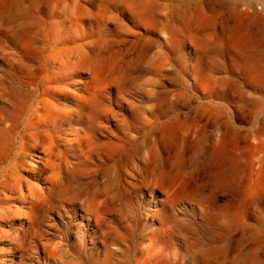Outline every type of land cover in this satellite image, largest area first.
Segmentation results:
<instances>
[{
    "label": "rangeland",
    "instance_id": "obj_1",
    "mask_svg": "<svg viewBox=\"0 0 264 264\" xmlns=\"http://www.w3.org/2000/svg\"><path fill=\"white\" fill-rule=\"evenodd\" d=\"M76 3L100 49L99 114L82 125L97 146L77 160L63 141L54 148L61 174L79 163L60 195L10 165L19 140L0 134V264H264V0ZM60 7L30 11L36 28L0 31V120L15 118L20 83L46 74L43 21L61 23L70 10ZM21 60L33 66L19 72ZM56 76L79 93L90 81L83 68ZM39 143L17 160L47 178ZM10 172L44 192L25 187L19 199ZM223 234L232 247L205 258Z\"/></svg>",
    "mask_w": 264,
    "mask_h": 264
},
{
    "label": "bare ground",
    "instance_id": "obj_2",
    "mask_svg": "<svg viewBox=\"0 0 264 264\" xmlns=\"http://www.w3.org/2000/svg\"><path fill=\"white\" fill-rule=\"evenodd\" d=\"M95 1L94 11L96 12L106 10L113 2V0ZM53 4L56 5L57 9L61 8V4L63 6L65 5L64 8H69L70 14H68L67 18L61 23L54 21L48 24L47 27V23L43 21L47 33V39L45 40L43 48L45 54L43 58L45 59V62L48 63L46 74L37 77L30 82L25 81L20 83L21 87L26 90L17 91L19 99L16 112L13 113L15 118L11 120V123H7L4 119L0 120V134L2 135L3 140L6 141V145L10 147H12L14 136L16 138V144L19 140L18 146H13L15 152L12 156L10 165L29 169L27 172L29 177L43 183L47 180L46 182L49 184L50 190H54L58 194L63 195L70 191L69 187L63 185L65 179L64 174L69 176L71 180L72 176L79 170V163L73 164V167L70 168L67 166V169L65 170L66 173L64 172L61 174V171L57 170L60 166L51 158L52 155H59L58 153L53 152L54 148L60 147V141H63L66 150L74 153L76 155L74 157H76L77 160L81 154L84 155L87 153L85 152V148L89 151L97 146V144L94 143L92 136L87 135L82 127L85 122L92 121L95 116L99 114L97 98L100 91L93 89L92 86L98 81V79H100L99 75L102 71L101 67L97 65L100 57V49L97 45H93L94 43L91 40L88 41L86 39V33L83 31L81 25L84 15L90 12L86 7L77 4L76 0H69L68 3H65V0H8L5 3L0 1V31H3L5 26L8 29L15 30H18L23 24H26L30 28L40 26V24H42V18L40 16L39 20V15L34 12L39 13L47 6H52ZM136 8L140 18L147 19L150 16L151 7L148 4H139ZM30 11H34V15ZM6 13L13 14L6 16ZM10 21L13 23L16 21L20 23H17V26H10ZM16 63L18 64L16 67L19 72L33 66L32 64L28 65L23 60L16 61ZM122 64L124 65L125 63ZM79 68L87 69L90 72V81L84 85L80 93L70 88L73 83L66 84L67 86L65 87L59 86L60 82L56 75L61 72L70 73L73 69ZM125 77L126 75L122 76V79ZM70 100L75 102L76 109L66 110L63 108L64 102ZM177 115L179 116V114ZM65 126L68 131H65ZM258 132L259 134L264 133V125L258 130ZM62 136L64 138H62ZM40 138H42L41 143H39ZM38 143L40 144L39 147L41 148L44 157L40 155L37 156V161H41V163L44 164V167L50 170L47 178L42 177L40 170L34 167L33 162L27 163L22 161L19 162L17 160L19 156L26 153L31 156L37 155L36 151ZM103 144L104 143H102V145ZM41 165L42 164H40V166ZM8 177L14 182L16 189L15 193L19 194V199H24L22 190L25 187L31 188V194H33V191L35 190L42 191L43 189L41 187L42 185L40 184V186L38 182L36 186L31 185L29 180L14 175L12 172L9 173ZM3 183L8 184V181L3 180ZM42 192H44V190ZM225 239V234L218 238H214L212 245L204 250V257L209 258V256L221 252L222 249H224L223 251H225V249L229 250V246L232 247V242H225ZM216 240L224 241L222 247L215 243ZM245 256L246 258H251L255 255L246 254ZM253 261H255V259H253ZM234 263L235 260L230 261V264ZM157 264H167L165 257H162Z\"/></svg>",
    "mask_w": 264,
    "mask_h": 264
}]
</instances>
